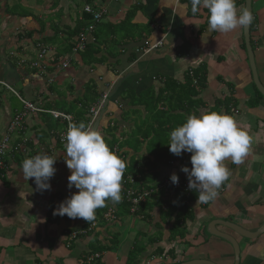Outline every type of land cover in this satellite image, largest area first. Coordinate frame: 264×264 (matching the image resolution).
I'll return each instance as SVG.
<instances>
[{"label":"crops","instance_id":"0c3cea01","mask_svg":"<svg viewBox=\"0 0 264 264\" xmlns=\"http://www.w3.org/2000/svg\"><path fill=\"white\" fill-rule=\"evenodd\" d=\"M90 5L104 9L103 21L114 27L128 20L141 39L119 47L116 58L88 66L76 52L63 53L67 30L81 20L82 7L71 0H0V140L22 112L21 101L63 114L70 109L68 115L79 122L82 105H88L89 116L101 96L111 95L86 148L90 131L81 149L69 148L56 140L64 124L46 114L28 113L23 129L11 135L0 174V264H127L134 243L159 235L157 245L173 249V257L147 259L153 247L146 246L142 264H234L232 246L216 233L236 242L238 264H264V231L255 235L264 224V99L248 105L256 89L244 44V0H91ZM212 10L225 17L223 23L207 21ZM40 17L54 28H40ZM249 32L264 87V0H251ZM40 45L50 49L43 72L28 65ZM64 61L68 66L60 69ZM111 138L119 141L113 147L124 165L133 166L131 174L122 170L123 178L110 167L105 177L94 172V160L85 154L97 155ZM159 138L158 151L152 142ZM209 164L217 174L185 202L191 216L184 221L183 240L165 244L169 227L157 207L147 219L115 207L126 177L137 187H151L162 202L182 207L161 181L200 175ZM104 203L102 213L113 208L114 220L86 234L82 207ZM93 241L106 247L98 257L86 256Z\"/></svg>","mask_w":264,"mask_h":264},{"label":"trees","instance_id":"16d2710c","mask_svg":"<svg viewBox=\"0 0 264 264\" xmlns=\"http://www.w3.org/2000/svg\"><path fill=\"white\" fill-rule=\"evenodd\" d=\"M7 1V0H6ZM88 4L91 3V0L86 1ZM223 5V4H221ZM220 5V6H221ZM222 10L224 8V5L221 7ZM11 11V10H10ZM219 13H215V10H212L208 13L207 21L208 22H219L223 23L222 21L225 19L216 17ZM102 19L101 22L97 23L94 26V29L90 35L91 39L88 41V43L84 46V49L80 52L76 51L78 58L80 59V62L85 65H93V64H100L101 62H104L105 59L110 58H116L122 53V50L119 49V47H122L126 45V43L137 41L141 39L142 33L137 34L136 29H132V25H128L129 21L125 20V24L119 25V26H113L109 24L106 21H103ZM91 22V17L83 14L81 20L77 23V25L73 29H68L67 30V44L64 45L63 48V53L65 54H70L74 50V45L78 39V35L82 32V30ZM104 53L103 55H101ZM195 78L199 77V75L194 72ZM264 99L257 91H256V99H252V102H249L248 105L250 106H256L258 100ZM85 103H88V100L84 99L83 100ZM152 106V105H151ZM88 105H82V110L84 111L85 108H87ZM152 108H155L153 105ZM81 111L79 115V122H73L72 123V128L73 132L76 133V130H81L83 127L85 128L88 125V122L90 121L91 116H87L86 112ZM70 109L67 110V114H69ZM53 128L52 126L50 129ZM108 132H110L108 128ZM112 139V138H111ZM110 140V139H109ZM108 139H104V142L101 145L100 152L95 155V157H104V156H109L112 154V149L114 144H119V141L115 138L112 139L110 144H107ZM218 142V140H217ZM221 141L218 142V144ZM128 145V143H126ZM121 148V147H120ZM149 149V148H148ZM144 159V157H143ZM131 164V163H130ZM128 164V166L125 164L123 165V170L131 174L133 173V166ZM92 166L94 168V172L101 173L102 176H107V170L110 167L111 171L116 173L117 175L120 174L122 175V178L124 177L123 172L119 171V168L116 166H109L106 164H101V163H94L92 162ZM156 177V176H155ZM167 178V179H172ZM166 180V179H163ZM162 180V181H163ZM161 181V182H162ZM143 189L149 190L151 187L148 186H142ZM169 191H171L169 189ZM196 191H193L189 196H185L182 192L178 191H173V194L177 195L176 202L179 204L182 203V207L178 205L177 207L176 203H170L167 201H163L160 198L161 194H155L150 197V200L148 202L144 201L143 203H140L139 206L137 207V215H142L143 219H147L148 213H150L154 207H157L159 209V217L160 221H162L163 224L167 225L169 228L167 229L168 236L165 239V244H169L170 242L173 241H178V240H183L185 237V231H184V221L186 219H189L191 216V213L189 212V208L185 204V202L189 199H191V196L196 193ZM118 195V194H117ZM193 197V196H192ZM149 199V198H148ZM146 199V200H148ZM162 203V205H161ZM114 204L116 209H121V210H126L128 213L129 211V204L120 196L115 197ZM161 205V206H159ZM94 206V205H93ZM106 206L108 205L104 204H97L96 206L93 207L94 210V215L96 216V220L98 224L103 221L102 219V212L106 209ZM84 212H83V227L84 229H87L90 221L89 217L92 214V212L85 206H83ZM94 216V217H95ZM91 232V231H90ZM86 233L88 235H92V233L96 232H91V233ZM85 235V234H84ZM80 236V235H79ZM79 236H76L79 238ZM82 236V235H81ZM142 238V235H141ZM161 242V237L159 236H152L147 239L146 244L142 243H134V247H132V250L128 253L127 256V264H142V257L143 254L146 250V246H151L153 247L151 253L147 256V259L152 258V257H159V258H167L170 256L171 258L173 257V249L172 250H165L164 246L157 245ZM139 244V245H137ZM106 247L101 246L98 242L93 241L91 242V245L89 247V253L86 254V256L89 255H95L97 254V257L101 255L100 253L105 251ZM99 254V255H98ZM94 264H99V260H96Z\"/></svg>","mask_w":264,"mask_h":264},{"label":"built area","instance_id":"2783aa9c","mask_svg":"<svg viewBox=\"0 0 264 264\" xmlns=\"http://www.w3.org/2000/svg\"><path fill=\"white\" fill-rule=\"evenodd\" d=\"M83 1L82 13L91 17V22L88 24L82 32L78 35V39L74 45V52L82 51L84 46L91 39L90 35L94 29V26L101 22L105 15V10L102 8H93L88 4L87 0ZM50 49L44 45H40L39 49L36 52L35 59L28 63L29 67L32 69H37L40 72L44 71L46 63H44L45 58L49 54ZM25 62L22 61L21 64ZM60 69H65L68 66V61H64L58 64ZM107 96H101V101L97 103L94 107L88 110L89 115L91 116L90 123L88 126L79 133H74L72 128V117L68 114L59 113L51 110H44L38 105H34L29 102L21 101L23 110L21 113L17 114L6 127L4 136L0 140V174L6 169L5 159L8 152L11 150L10 138L14 133L19 132L23 129L24 118L28 113H40L46 114L51 117L53 120H59L64 124L63 130L56 134V140L62 145H66L72 149H81L84 143L85 138L87 137L93 122L98 117L103 103L105 102ZM86 157L91 160L97 161L96 163L106 164L109 166H116L119 168V171L122 172L124 159L121 155V152L117 147H113L112 154L104 157H96L92 153L85 152ZM217 174V169L213 165H207L206 169L200 175L190 174L185 178L174 177L172 179H166L161 182V185L170 189L171 191L182 192L186 197L189 196L193 191L201 189L204 183L207 181L209 175ZM120 189V198L124 199L129 204V212L134 214L137 211V207L140 203H143L154 193V190H146L142 187H137L134 184V180L131 177H126L123 179ZM91 212L93 211V206L88 204L86 206ZM114 209L109 207L106 212L103 214V219L105 221L114 220ZM94 215L91 214L89 219L94 220ZM95 222H92L90 228L95 227ZM76 233L72 234L71 237L74 238ZM92 257L87 259V262L92 261Z\"/></svg>","mask_w":264,"mask_h":264},{"label":"water","instance_id":"95a60500","mask_svg":"<svg viewBox=\"0 0 264 264\" xmlns=\"http://www.w3.org/2000/svg\"><path fill=\"white\" fill-rule=\"evenodd\" d=\"M250 11H251V0H244V28H243V35H244V44H245V49H246V53H247V58H248V64L250 67V72H251V78H252V83L256 89V91L264 98V87L263 85L260 83L257 72H256V68H255V64H254V56H253V52L251 49V46L249 44V20H250ZM111 97V95L108 96V98L105 100L103 107L98 115V117L95 119V121L93 122V125L91 127L90 130V134L89 137L86 141V143L84 144V146H87V143L89 141V139L91 138V136L93 135V133L96 131V128L98 126L99 121L102 118V115L105 111V107L108 103V99ZM85 146V148H86ZM84 148V149H85ZM223 224V226L229 228L230 230H232L234 233L236 234H242V231L236 227L233 224L227 223ZM214 225V224H213ZM220 225V224H219ZM222 226V225H221ZM264 231V224L261 226V228L255 233L256 234H260ZM244 233V232H243ZM215 236L219 237L220 239L225 240L226 242H228L233 250H234V257H235V263L234 264H238V254H239V250H238V245L236 244V242L226 233H216ZM244 236V234H243ZM245 238H250L249 236H246ZM182 264H214L210 261H206V260H193L190 262H186V263H182Z\"/></svg>","mask_w":264,"mask_h":264},{"label":"rangeland","instance_id":"374dc122","mask_svg":"<svg viewBox=\"0 0 264 264\" xmlns=\"http://www.w3.org/2000/svg\"><path fill=\"white\" fill-rule=\"evenodd\" d=\"M77 7H78V9H81V7H82V3H81V1L80 0H71ZM21 10V9H20ZM40 19H42V21L41 22H43L42 24H38L39 26H40V28H43V26H45V25H49V26H51V28H54L53 26H52V24L49 22V20L46 18H44V17H40ZM8 97H10V95L8 94ZM162 117H164L163 115H162ZM60 124V123H59ZM161 133L163 134L164 132H162L161 130H158V135L160 136L161 135ZM163 142V140L162 139H156V140H154V142H152V144H156V145H158L159 147L157 148L158 149V151L161 149V147H160V145H161V143ZM163 151V150H162ZM94 162V161H93ZM97 161H95L94 163H96Z\"/></svg>","mask_w":264,"mask_h":264},{"label":"bare ground","instance_id":"6f19581e","mask_svg":"<svg viewBox=\"0 0 264 264\" xmlns=\"http://www.w3.org/2000/svg\"><path fill=\"white\" fill-rule=\"evenodd\" d=\"M249 34H250V32H249ZM249 36H250V35H249ZM93 155H94V154H93ZM121 155H122V154H121ZM94 159H96V157H94ZM94 161H95V160H94ZM211 165H212V164H211ZM206 167H207V166H206ZM199 190H200V189H199ZM152 196H154V193L150 195L151 198H152ZM150 197H149V198H150ZM113 212H114V218H115V210H114ZM93 218H94L93 221L89 219L90 223H89V225H88V231L94 230V229L96 228V226L98 225L97 220H96V217H93ZM102 219H103V217H102ZM103 221L105 222L104 219H103ZM92 222H95V224H96L94 228H90Z\"/></svg>","mask_w":264,"mask_h":264},{"label":"clouds","instance_id":"9594fccd","mask_svg":"<svg viewBox=\"0 0 264 264\" xmlns=\"http://www.w3.org/2000/svg\"><path fill=\"white\" fill-rule=\"evenodd\" d=\"M83 146V145H82Z\"/></svg>","mask_w":264,"mask_h":264}]
</instances>
